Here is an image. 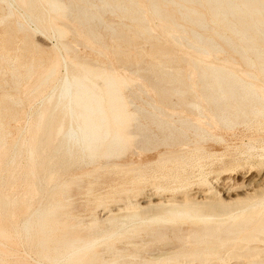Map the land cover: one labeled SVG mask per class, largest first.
<instances>
[{
	"label": "bare ground",
	"instance_id": "bare-ground-1",
	"mask_svg": "<svg viewBox=\"0 0 264 264\" xmlns=\"http://www.w3.org/2000/svg\"><path fill=\"white\" fill-rule=\"evenodd\" d=\"M6 1L23 21L14 23L22 35L30 32V23L32 31L52 36V14L68 22L57 32L59 47L51 46L57 50L46 54V61L25 48L18 69L0 52V72L8 70L15 91L26 81L22 96L29 104L22 125L9 130L17 121L12 97H0V178L5 174L0 213L11 229L0 233L5 241H0L1 251L10 254L8 249L19 246L22 264H125L133 258L135 264H227L219 261L235 255L252 264L260 261L254 255L264 249L246 241L264 243V186L239 209L230 202L264 184V139L261 145H242V162L229 166L227 158L226 166L225 159L215 157L220 168L214 175L203 173L202 167L213 160L215 145L226 143L221 130L246 129L264 119V88L251 82L264 80V0ZM107 10L130 20L135 33L149 40L150 55L166 59L158 60L160 65L177 69L186 63L188 71H162L149 62L147 70L132 72L133 62L120 55L136 41L117 26L103 24ZM149 20L157 22L167 42L191 52L177 57L156 46ZM8 22L3 15V26ZM84 24L88 29L81 28ZM91 25L104 26L116 63L136 80L114 76L109 64L103 67L77 55L68 69L63 53L75 48L60 37L68 33L93 40ZM217 53L224 56L206 60ZM133 56L143 62L141 52ZM237 62L248 68L239 75L230 67ZM59 67L63 73L49 86ZM36 68L41 70L34 75ZM13 131L16 150L1 163ZM91 154L100 161L70 177L69 169L76 162L83 165ZM244 170L247 181L234 182ZM101 172L105 175L99 176ZM18 181L20 197L17 193L14 205L7 190ZM104 188L109 190L102 192ZM232 191L241 192L231 198ZM104 206L107 210L102 208L105 213L98 218L96 209ZM205 255L219 261L209 262Z\"/></svg>",
	"mask_w": 264,
	"mask_h": 264
},
{
	"label": "rangeland",
	"instance_id": "rangeland-1",
	"mask_svg": "<svg viewBox=\"0 0 264 264\" xmlns=\"http://www.w3.org/2000/svg\"><path fill=\"white\" fill-rule=\"evenodd\" d=\"M2 7L3 8H0V52H2V53L7 55V59H8V61L10 63L11 62H15V64H16L15 66L18 67V69H20V67L17 65V60L25 53L26 49L28 51H32L33 54H35V52H36L38 55H40V57L43 59V61L47 60L46 59V54L49 53L50 55L51 54L53 55V53L56 52L57 49L53 48V47L54 46L59 47V43L56 40L57 32L60 31V30H64L63 24L68 22V19L62 18V17H60L57 14H52L51 15V17H50V26H51V28L53 30H55L54 34L52 36L49 35V34L47 35V34L41 32L39 30L38 31L37 30L32 31L33 24H30V23L29 24L27 23V25H26L30 32L26 33L25 35H22L20 31H16L17 27L14 24L15 21H17V20H18L19 23H23L22 19L17 18L15 9L6 0L3 1ZM3 15H7L8 16V21L9 22L7 24H9L10 26L9 25L7 26V24H5V26H6L5 27L1 23ZM52 20H53V23H52ZM102 22H103V24L117 26L118 30L120 32L124 33L125 36H127V37H129L131 39H134L136 41V44H134V45H130V46L125 45L124 48H123V53L120 55V57L126 63H128L129 61L133 62L135 67H133L131 69L132 72L133 71L135 72V71L147 70L149 62L159 65V68L162 71H166V70L168 71L169 70L170 72H173V73L177 72V71H181L182 74H185L188 71V66L186 65V63H179V65L177 66V69H173V68L168 67L167 66L168 64H166V67L160 65L158 63V60H163L164 58L163 59L160 58V57L154 58L152 55H150V53H149V42H148L149 40L146 39L145 37L138 36L135 33V28L131 24L130 20L128 18H125L121 13H119V12H117L115 10L114 11L107 10V11H105L103 13ZM148 24H149V27L151 28L152 35L156 38V42L154 44L156 46H158L159 48H162L163 50L169 51V53L172 52L173 56H177V57L180 56L185 51L186 52H191V50L188 49L185 46L176 47L175 45H172L169 42H167L165 40V38L159 34L158 27H156L157 22L155 20H149ZM72 25L74 26V23H72ZM11 27H13V28H11ZM81 28L88 29V26L84 24V25L81 26ZM90 28H91V31H93V33L95 35V39H93V40H88L85 36L78 37L76 35H74V36L70 35V37H69L68 33L63 34V36L60 37V39H62L63 41L68 42L71 45V49L75 48L74 51H70L68 53H63V59H64V61H66L65 65L68 67V69H69V67L75 65V62L72 59V57L74 55H77V56H79L81 58L82 57L83 58L84 57L85 58H87V57L93 58L94 60H96L99 63V65H102L103 67H105L106 65L109 64L111 66V70H112V73L114 74V76H120V77H124V78H127V79L136 80L137 77H135L134 74H131L128 69L124 68L125 67L124 65L116 63V60H115V58L112 55V49H111L112 42H111V40H110V38L108 36L107 31L104 29V26L100 25L99 27H93L91 25ZM27 34H29L30 37ZM194 34L195 33L192 32L190 35L194 36ZM22 36H24V37H22ZM22 39H25V40H22ZM22 42H23V44H22ZM77 42H78L79 45L77 44ZM28 46H30V47H28ZM51 46H53V47H51ZM76 46H78L77 47L78 49L76 48ZM91 50L97 51V54H94ZM135 51H138V52L142 53L143 62H140L139 60H137L133 56V52H135ZM172 53H170V54L172 55ZM190 55L192 57H194V55L192 53H190ZM223 56L224 55L222 53H217L214 56H212V55L207 56L206 60L207 61H211V60H214L216 58L223 57ZM164 60L166 61V59H164ZM230 67L233 68L235 73L238 74V75L240 74L241 70H247L248 69L246 66H244L243 64L238 63V62L236 64H230ZM62 68L63 67H59L57 69V73L54 76L51 77V81L49 82V86H51L53 81L55 79H57V77L60 76L61 73H63L64 68L63 69ZM122 68H123V70H121ZM40 70H41V68L34 69V75L36 73H38ZM103 70H106V69H103ZM20 71L21 70H19V72ZM156 73H158V72H156ZM152 74H153V72H150V75H152ZM94 76H95V74H94ZM63 77L64 76H61L62 80H64ZM151 77H153V76H151ZM169 78H172V77L170 76ZM138 81H140V80H138ZM251 82L256 87L264 88V80L259 78V77H257L255 80H251ZM25 83H26V81H20V88H19L18 91H15L14 90L15 83H13V81L11 79V75L8 72V70L2 69L1 72H0V97L1 96H9V97L11 96L12 97V100H11L12 109L15 112V115H16L15 119L17 118V121H12L10 123L9 130L10 129L13 130L12 128L17 126V124L21 126L22 123H23V118H24L23 116H24L25 112L26 111L28 112V110H29V104L25 100V98L22 96L23 90L25 89L24 88L25 87ZM97 84L101 85L100 83H97ZM143 84H145V82H143ZM58 89H59V87L57 88V90ZM27 108H28V110H27ZM258 120H259L258 123L263 125V129H262V126H260L258 123L257 124L251 123L250 126H248L246 129L244 127H239L236 130L231 131V132H229L228 130H226V131L225 130H221L222 135L227 139V141H226L227 144L226 143H224V144L217 143L215 145V156L213 157V160H211L210 162L205 163V165L202 167V172L203 173H208V174H213V175L215 174V172L218 170V169L216 170L215 168H217V167L220 168V165H217L218 163L215 160V157L216 158H220L221 157L222 159H225L224 163H226V161H227L226 159L228 158L229 160H228L227 163H229V166L232 165L233 163H235V161L242 162L244 158H243V156L240 155V153H241L240 151L241 150L243 151L244 148L242 147V145L246 144V141H247V143L249 142L252 145H261L262 144V140L264 139V122H263L264 119L261 118V119H258ZM254 125H256V126H254ZM249 127H252V128L249 129ZM258 128L260 129V131H259ZM240 129H241V131H240ZM252 129L254 130V132H253ZM248 130L251 131V132H249ZM258 131L261 132V133H258ZM13 132L14 133L11 135V139L6 144L4 149L2 150L1 163H4L5 160L9 158V154L13 153V150H16L15 148L12 149V142H13L17 132L16 131H13ZM238 133H239V135H238ZM228 138H229V140H228ZM219 144H221L222 147ZM223 149H224V151L222 152ZM228 150H231V151H228ZM217 154H218V157H217ZM227 155H229L231 157H229V156L227 157ZM238 156H239V158L240 157H242V158L239 159ZM92 157H94V158H92ZM88 159L81 166H79L80 162H76V166H73V168L69 169L70 171H69L68 175L71 177V176H75V175H78L80 173H83L84 171L89 169L91 164L95 165V162L97 163V162L100 161L99 156H94V155L92 156V154L89 156ZM227 163L225 164L226 166H228ZM105 168H109L110 169V167L108 165L105 166ZM211 171H212V173H211ZM103 173L104 172H101L99 176L105 175ZM243 175H244V177H243ZM4 177H5V174H3V176L0 178V181H2L4 179ZM245 177H246V175H245V170H244V171H242V173H240L239 176H234L233 177V179H234L233 181L237 182V183H240V182L241 183H245L247 181V179H248L247 177L246 178ZM83 180L87 181L86 178H83ZM211 180H212V186L216 187L217 183H219V181H217L215 179V177H214V179L211 178ZM231 182H232V180H231ZM19 183L20 182L18 181V182L15 183L17 185L14 184V186L11 185L9 189L6 188V189H8L7 190L8 199L11 200V204H14V205L18 204V200H19V197H20L19 191L21 189V186H20ZM18 184H19V187H17ZM148 184L149 185L146 188V189H148L147 191H149L150 190L149 188L151 187L150 183H148ZM263 186H264V184L262 185V187L259 188L258 191H256V192H248L245 195L243 194L244 196L242 194H239L241 191H239V192H236L237 190L236 191H232L230 193L231 198H234L233 194H235V192L239 194V195L237 194L238 195L237 198L235 197V199H233V201L230 202L232 204V206L230 205L232 207V209H239L240 207H243L244 205L249 204L253 199H255V196H257L258 192H260V190L261 191L263 190ZM16 187H17V189H16ZM108 190H109V188H104L102 192H106ZM102 192H101V194H102ZM17 193H18L19 197H18ZM250 193H252V194H250ZM240 195L243 196V197H241ZM250 195H253V196H250ZM92 197H93V195H92ZM101 197L102 196H100L99 198H101ZM239 197L242 198V199H240ZM237 199L239 201H237ZM92 200H90V201L93 203V202H96L97 199L95 198L94 201H92ZM237 205L238 206L240 205V207H237ZM234 206H235V208H233ZM104 208H105V206L104 207H99V208L96 209V213L95 214H96V216L98 218H100V216L102 217L103 216L102 214L105 213L104 211L107 210V208H105V209ZM101 209L104 210V211H102ZM98 212H100V213H98ZM1 216H2V214L0 213V219H1L0 220V226L2 225L1 228L4 229V230H2L0 228V233L4 234V235H7L6 233H11V229H10V227L7 226L8 224L3 220V217L1 218ZM7 230H9V232H7ZM3 231L4 232L6 231V232L4 233ZM249 240L246 241L247 245L256 244V246L258 245L257 246L258 248L264 249L263 241H258L257 240L259 243L258 242L256 243V241L253 242L252 240H250L251 242H249ZM0 241L1 242H5L3 239H0ZM242 242H243L242 244L244 245L245 241H242ZM121 243H123V242H121ZM13 246H14L13 249H8V253H10V254H6L3 251H1V249H0V256H3V257L0 258L1 259L0 264H12L11 262H13V264H14V261L16 262L15 264H17V261H18L19 264L23 263V260L20 258L21 257L20 255L22 253L21 252L22 249L19 246H17V245H13ZM14 248H17V249H14ZM12 251H13V253L17 252V257H16V253H14V255L12 254ZM139 253L143 254L144 256L146 255L145 253H141L140 251H139ZM261 253L263 254L264 252H261ZM261 253L254 255L256 258L260 259V261L255 262L256 264L258 262L261 263V264H264L263 263L264 262V260H263L264 254L261 255ZM11 254L13 255V257L11 256ZM4 255L7 256V257H5ZM205 256L208 258L209 262L214 263L215 261H219L218 257H214L212 255H205ZM228 257L229 258H223V259H225L224 260L225 262H223V260H221L219 262L227 263V264H243V263L244 264H249L250 263L249 261H248L249 263L247 262V259H244L243 257L237 256V255H235L236 258L235 257H231V256H228ZM238 257H239V259H238ZM252 257H250V258L252 259ZM2 258L4 260H2ZM6 258H8V260ZM16 258H18L19 260L21 259V260L20 261L18 259L15 260ZM29 258L27 260L28 262L32 259V257L30 256ZM245 260H246L247 263L245 262ZM21 261H22V263H21ZM127 263L128 264L129 263L130 264H135V258H133L129 262H126L125 264H127ZM116 264H122V263H116ZM250 264H252V262Z\"/></svg>",
	"mask_w": 264,
	"mask_h": 264
}]
</instances>
